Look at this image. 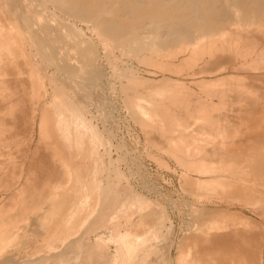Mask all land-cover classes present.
<instances>
[{"label": "bare ground", "instance_id": "6f19581e", "mask_svg": "<svg viewBox=\"0 0 264 264\" xmlns=\"http://www.w3.org/2000/svg\"><path fill=\"white\" fill-rule=\"evenodd\" d=\"M36 1L46 10L49 9L47 4L51 3L57 11L62 13L63 16L50 10L49 15L57 17L55 18L58 20L55 28L56 31L60 32L64 37L71 38L69 40L74 49L79 51V54H77L79 61L87 67L89 72L87 78L77 80L74 70L66 66L69 62L66 65H57L60 67L58 73L47 69H40L37 66L36 59H34L36 65L32 63L34 61L31 62V60L24 59V66L28 68L31 88L29 87L30 92H25L20 87V93L22 92L21 90L24 91L18 94V90L13 88V86L11 88L9 82L12 79L13 83H17L19 76L23 75L17 66V58L19 57L11 54V50L8 49L4 40L0 38V56L2 55L1 51H4L11 66L13 65L16 68L11 75L0 68L1 100L9 102L10 99L16 97L14 101L17 100L15 106L18 107V109H15L14 104L11 105L9 103V108L7 106V110H5L6 108L4 110L11 112L12 108H14L16 111L22 112L24 108V106L22 107L24 102L21 104L22 95L24 97L28 96L30 98L28 101H31L33 98L32 104L28 103L31 115L29 120L26 118V115L24 118L22 117V126L19 123L17 124L18 118L15 117L11 126L3 119L0 122V139L3 140V147L0 149V264H214L216 262V259L213 258L214 254L219 250L213 253V257L211 252V256L209 255L207 258L204 252V246L208 241L206 231L211 227V224L208 226V224L205 225L203 220L199 223L196 219L194 223L195 230H192L191 233L194 231L195 235L197 234L199 237H202L200 238L201 241L199 240L202 244L198 243V237H195L196 239L193 237L190 240V244L187 243L186 246H183L184 243L181 245L182 242L180 243L173 237L172 221L168 218L164 209H161L158 206L159 204L157 205L156 202L148 199L139 191L133 190L129 186L130 184L128 185L122 180L124 176H122V172L120 173L116 165L111 163L112 159L110 157H108V160L105 159V152L109 151L107 149L109 146L105 152L99 149L100 146L108 141L104 140V137L101 135L102 132L100 133L97 129V124L93 125L90 117L86 115L88 112H86V105L92 98L91 88L95 85L98 86L97 76L100 75L94 65L96 46L94 47L92 42L82 37L81 28H78L67 18L87 21L93 29L94 34H96L97 39L102 43V48L109 54L116 48L120 52L119 54L124 55L129 60L136 59L138 62H144V64L150 63V65H156L157 67H164L165 65H172L171 62H174L166 61L169 56H172L170 59H173V57H177L176 53H181L183 58H179V60L177 57L179 62H176L177 64L174 65L179 69L197 65L199 62L205 64L212 62L218 67L226 55L237 56L241 53L238 51L240 49H237L239 45L237 43H240L237 42L239 32L234 33L238 29H233L235 30L233 32L227 31L225 25L229 24V22L239 24V21H248V19L253 17L264 21V0ZM31 6V0H0V10L4 11L2 16L5 19L4 21L0 17L4 21L1 23L4 27L0 28L6 30V33L9 35L8 37L10 35L14 37L13 33L15 32L17 37L29 46V51H26L23 47L20 51V46V53L18 55L22 59L28 58V54L31 56V50H33L36 54H40V57L41 55L44 57L46 60L44 63L49 66L52 65L55 68L57 66L54 59L42 51V44L44 42L49 43L48 41L52 35L50 29L53 30L54 26L51 25L53 28H48L49 34L37 36L33 32L35 28H31L32 18L36 17L35 14L30 15L28 13L31 10ZM39 14L37 16H40ZM249 23H251V20ZM237 24H233L232 26H237ZM53 31L55 32V30ZM233 34H238V37ZM13 37L9 42L12 43L11 45L17 40ZM60 37L62 38V36ZM248 37L250 38L251 36ZM12 39H14L13 42H11ZM255 40L256 38L254 39L253 37V40H250V42H255ZM16 42L14 43L15 48L18 47L15 46L16 44L21 45L19 43L20 40ZM49 46L51 50H55L56 48L54 47L53 49V46H55L53 43ZM173 47H176L177 52L173 53L175 50H171ZM111 53L114 52L112 51ZM51 54L53 55L52 52ZM246 55L248 54L246 53ZM246 55L244 54V57ZM36 57L38 58V56ZM119 57L118 55L117 58L119 59ZM121 57L120 60H122ZM164 57H167V59ZM260 57L264 59V55ZM60 60L64 62L62 56ZM65 62L67 61L65 60ZM2 63L0 60V65ZM212 63L210 64L213 65ZM246 64L247 62L242 65L245 66ZM79 65L84 69V66ZM72 66L71 68H73ZM261 66L264 67V62ZM176 67L174 68L175 70L177 69ZM216 67L214 66L218 71ZM254 68L256 69V66ZM73 69L76 70V68ZM179 69H177V72ZM118 70L119 72H116V75L119 79L116 80H125L124 89L127 92L125 95L126 97L128 96L127 102L132 112L131 114L145 126L148 134L149 132L157 131L159 135L165 136L174 145V136L181 130L184 132L188 131L186 129L189 126L186 123L174 122L176 119L182 120L183 116L195 114V102L189 101L186 94H178V89L176 88L164 90L165 88L162 89L151 85L144 86L151 81L146 80L147 78L139 77L135 73L136 71H133L132 65L131 68L126 65L121 66ZM169 71L171 70L169 69ZM199 73L202 72L200 71ZM162 79L169 81L170 78ZM172 81L170 82L175 84V86L179 84ZM249 89L246 91L243 88L240 90L241 94L247 96L250 91ZM205 94L215 95L217 91H205ZM243 99L244 101H242L245 103L246 98L244 97ZM254 99L259 100L258 98ZM251 101H247L248 104ZM251 104L252 106L249 107L252 108H245L243 111L246 115L248 113L258 115L260 122L256 120L259 123H255L257 125L255 127L263 129L264 105L261 106V103L257 101H253ZM243 107L240 108L242 109ZM241 109H238L239 113L242 111ZM2 113L4 112L2 111ZM243 119L245 122L246 119ZM27 122L30 123V133L28 136L22 133V139L20 138L21 143L26 145L25 150H23L25 155H23L20 150L16 149L19 146L16 141H19V139H14L13 137L16 138L14 135L7 140L8 137L5 138L4 133L7 129L10 132L12 127L13 129L16 127L15 129L18 133ZM4 126L5 128L9 127L5 129ZM35 128H37L38 133H36L38 135V138H35L36 142H34L33 138ZM22 134H17V138ZM263 135L262 137H254L252 143L246 141L243 144L244 148L241 150V159L244 162L240 176L248 175L250 172L248 170V162L252 158L247 154L248 151H252L257 146L264 148ZM196 140L199 141L201 139L198 137ZM13 142H16L18 146L15 147ZM41 143L43 144L42 149H50L51 153L49 152V155L51 154L52 158L51 156L49 157L52 159L51 161H54L59 166V178H56L55 182L52 181L54 179L51 177L50 179L45 178L42 183L39 182L40 184L38 181L34 183L35 179L43 177V175L39 177V174L44 172H40V168L34 167L38 156L36 154L41 149L39 146ZM14 149L24 156V162L21 163V166L24 168L26 164L24 170H18L17 176H14L16 174L10 168L11 166L15 168L13 165H15L14 163L17 164L13 155V153L16 154L17 152L15 153ZM174 149L175 146L172 147V152L177 159L185 161L191 157L179 155ZM222 149L224 153H229L228 148ZM185 150H189V148L187 147ZM219 150L223 152L221 148ZM257 156L260 160L264 161V154H258ZM54 162L52 165H54ZM182 165L185 171H190L191 169L197 171L200 175L201 173L202 175L203 173L206 175V171L203 169L207 167L195 166L188 163ZM261 171L258 174L262 173L261 175L264 176ZM6 178L9 180L6 181ZM191 178H183L184 184L188 186L186 189H188L192 197L198 201L203 195L213 193L214 196V193H218L223 185L235 186L238 183L234 182L235 184H233V182L225 181L224 184L223 180L207 179L206 176L204 179H200L199 177L193 180ZM241 178L239 179L241 180ZM241 183L242 192L251 193V196L253 193L259 195L261 193L259 188H255L256 185H264L262 182L255 183L254 181L244 179ZM232 189L234 190L235 187ZM248 194L242 195L243 198ZM217 196L216 194L214 197ZM254 198L256 199V197ZM252 202L250 200L249 203L251 204ZM200 204L202 207L203 203ZM208 207L205 208L204 206L205 209ZM198 208L200 207H197L195 204L191 209L199 213V219L209 215L201 212L203 208L201 211ZM212 210L216 212L217 209L212 208ZM213 213L214 211L210 214L213 215ZM214 225V227L218 226ZM227 227L224 226L222 228L226 229ZM218 228L215 230L217 231ZM217 254L220 255L219 252ZM223 256L225 257V255ZM212 258L215 259L214 262ZM237 264L239 263L237 262Z\"/></svg>", "mask_w": 264, "mask_h": 264}, {"label": "rangeland", "instance_id": "374dc122", "mask_svg": "<svg viewBox=\"0 0 264 264\" xmlns=\"http://www.w3.org/2000/svg\"><path fill=\"white\" fill-rule=\"evenodd\" d=\"M31 1H32V6H31V10L28 11V13L30 15L31 14L36 15V17L32 18L31 28H35L33 29V32L37 36L38 35L42 36V35H45L46 33L49 34L48 28L49 29L50 27L53 28L52 26H54L53 30H55L56 32L55 33L52 29H50L52 35L48 41L50 44L53 43L55 45L53 46V49L54 47H56L55 50H51V47L49 46L50 44L44 42L42 44V51L45 54L47 53L49 57H52L54 59L56 66L60 64L66 65V63L69 62L70 65L68 63V65L66 66L67 67L69 66L68 68L74 70V74L76 75L75 78L77 80L80 78L82 79L87 78L89 71L87 70V67L79 61L77 57V54H79V51H76L74 49L73 45L71 44L69 40L71 38L64 37L60 32L56 31L55 28H56L58 20L55 18L57 17H54V16L51 17L49 15L50 10L51 12H55L56 14L63 16L62 13L60 11H57L56 8L51 3L47 4L49 8L47 9L48 10L47 11L46 9L42 8V6H40L36 0H31ZM3 13L4 11H2L1 9L0 17L4 19V17L2 16ZM37 14H39L40 16H37ZM67 19L69 21L71 20V22H73L74 25H76L78 28L80 27L81 34L83 35L82 37L92 42L94 47L96 46L95 47L96 56H94L95 58L94 65H95L97 72H99L100 75L97 76L98 86L95 85L93 88H91L92 98H91V101L88 102L86 105L87 107L86 112L88 111L86 115L90 117L93 125L97 124L96 125L97 129L100 131V133L102 132L101 135L104 137V140L106 139L105 141H108L107 143L103 144L104 146L102 145L99 147V149H101L104 152L107 149H109V151L108 150L106 151L108 154L105 152L106 154L105 159L108 160V157L112 159L111 163L116 165L120 173L122 172L121 173L123 174L122 176H124V179L122 180H124V182H126V184L128 185L130 184L129 186L133 190L137 192L139 191L140 193H142V195H145V197H147L148 199L156 202L157 205L159 204L158 206L161 209H164L165 213L168 215V218L172 221V225H173L172 231L174 234L173 237L180 243L182 242L181 245H183L184 243L185 244L183 246H186L187 243L190 244V240H192L193 237L194 238L198 237V243L201 241L200 238L202 237H199L197 234L195 235L193 233L194 231L192 232L194 234L193 235L191 231L195 230L194 223L196 219L199 223H201L203 220L205 225L208 224L209 226L211 224L210 225L211 227H209L208 231H206L208 235L207 236L208 241L205 244L206 247L204 246V250H205L204 252L206 253L205 257L207 258V256H209L211 252H212L211 255L213 257V253L216 252L217 250H219L217 252L220 253V255L218 254L216 255L217 252L214 254L213 258H215L217 262V263L214 262L215 259L212 258V261L214 262V264L215 263L216 264H230V262L231 264H237V262L239 264H264V199H263L264 198V187H263L264 185L255 186V188H259L261 193L260 195L253 193L252 194L253 197L251 196V193L250 194L245 193V192L243 193L241 190L242 187L240 186L242 184L241 182H243V179L254 181L255 183H258V182L264 183V176L261 175L262 173L260 175L258 174L260 170H262L261 172H263L264 174V161L260 160L257 156L258 154H264V148L262 147L259 148V146L254 147L252 151H248L247 154L251 156L252 158L248 162V166H249L248 170L250 172L248 175L240 176L242 165L244 162L241 159L242 157L241 150L244 148L243 144L246 141L249 143H252L254 137H258V136L262 137L263 131H264L263 127H262L263 129L261 128L259 129V127L257 128L255 127L257 126L255 125V123L258 124L260 122L258 120V115L256 114L253 115L251 113L250 114L248 113L246 115L243 111L245 110V108H249V109L252 108L249 106H252L251 103L253 101H257L261 103V106L264 105V67L261 66L264 62V59L260 57L261 55H264V21L253 17V18L248 19V21L246 20L247 22L239 21V24L233 23V22H229V24H226L225 28L227 31L233 32L237 29L240 30V31L237 30L234 32V33L239 32L238 33L239 37L237 36L238 34L236 35L233 34L234 36H237L239 39L243 37H246V38L240 39V41L238 39L237 41V42H240V43H237V45L239 44L237 49H240L238 51H240L241 53L237 56L226 55L225 58L221 60V64L218 67H216V65H214L212 62H209V64L199 62L197 64L198 66L195 64L187 68L182 67L181 69H179L174 65H176L181 58H183V55L181 53H176V56L178 57V59L180 58L179 60L177 59V57L175 58L173 57V59H170L172 58V56H169L168 59L167 57H164L165 59H167L166 60L167 62L174 61V62H171L173 66L165 65L164 67H159V66L157 67L156 65H152V64L151 66L150 63L144 64V62H140V61L138 62V60L136 59L129 60L128 58L124 57V55L119 54L120 52L116 48L112 50L115 54L111 53L112 51L110 52V54L106 53L105 50L102 48L103 47L102 43H100V41L97 39L96 34H94L93 29L91 28L90 24L87 21L84 20L85 21L84 22L83 20H80V19L72 20V18L70 19L67 18ZM250 20H251V23H249ZM4 21L1 20L0 18L1 28L4 27L1 24ZM43 23L45 24L43 25ZM233 24L234 25L237 24V26H232ZM1 28H0V38L4 40L5 44L8 46V49L11 50V52L10 51L9 52L13 54L14 56L19 57L17 58V66L19 67L23 75L21 74L19 76L17 83H13L14 81L12 79H11V82H9L11 88L13 86V88L18 90V94H21L24 90L25 92L26 91L30 92V88H31L30 83H29L30 79L28 77V68L24 66L25 65L23 61L24 59L31 60V62L34 61V59H36V62L38 64L37 66L40 69H47V70H51V71L59 73L60 67L57 66L58 68L55 67L56 68L55 69L54 66L47 65L46 63H44L46 61L44 57L42 55L40 57L39 56L40 54L39 55L36 54V52L33 50H31L32 52L31 54L33 56L32 55L29 56L28 54L27 56L28 58L25 57L22 59V57L19 56L18 54L23 48L26 51H29L30 50L29 46L27 44H24L21 41V39L17 37V34L15 32L13 33L14 37L12 35L8 37L9 35L6 33V30L5 29L2 30ZM3 32H5L4 35H3ZM60 36H62V38ZM248 36H251L250 38L252 39H250ZM12 37L14 39L16 38L17 39L16 41L18 42L20 40L19 43L21 45L16 44L15 46H18V47L15 48L14 43H17L16 41H14L13 45H11L12 43H9V42ZM253 37L254 39L256 38L255 42L254 41L250 42V40H253ZM247 38L248 40L249 39L250 40L248 41ZM14 39H12L11 42H13ZM20 46H21V49H20ZM175 48L176 47H173V49L171 50L173 51ZM175 50L173 51V53L177 52V49ZM50 51L53 53L54 56L51 54ZM55 52L58 55V57L55 54ZM97 52H99L98 55H97ZM1 53L2 55L0 56V60L3 63L0 65V68L4 71H7V73L11 75L15 71L16 68H14L13 65L11 66V64L9 63L8 57L5 55V52L1 51ZM246 53L248 55H246ZM244 54L246 55L245 57H244ZM118 55L120 57L123 56L121 57L122 60H120V57L119 59L117 58ZM36 56H38V58ZM61 56L64 62L60 60ZM57 59H58V62H57ZM65 60L67 62H65ZM245 62H247V64L245 66L242 65ZM32 63L34 64L35 61ZM210 63H212L218 69V71ZM79 64H81L82 67L84 66L83 67L84 69H82ZM124 65L130 68L132 65L133 71H136L135 73L139 77H142L145 79L147 78L146 80H149L152 82V83L150 82L149 84H145L144 86L151 85L154 87H160L162 89L165 88L164 90L166 89L172 90V88H176L178 89V94L179 93L186 94L189 101L195 102V106H194L195 111H196L195 114L183 116L182 120L176 119L174 122V123H186V125H189L188 128L186 129L188 131L184 132L181 130L180 132H178V134L174 136L175 137L174 142H173L174 145H172L170 143V140H168L165 136L159 135L157 131L156 132L153 131L151 133L149 132L148 134L145 126L141 124V122H139V120L131 114L132 112L127 102L128 96L126 97L125 95L127 94L126 90L124 89L125 80L121 78H120L121 80H116V79H119L116 75V72H119L118 68ZM71 66L73 68H76V70L71 68ZM255 66H256V69L254 68ZM175 67L179 69L178 72H177V69L176 70L174 69ZM162 68L164 69L163 71H162ZM169 69L171 71H169ZM172 70H175V71H172ZM200 71L202 73H199ZM242 75L244 76V78H242L243 77ZM232 76H235V77H232ZM162 78H166V79L170 78V79L168 81ZM201 80H204V81H201ZM170 81L177 82L180 85L178 84L175 86V84L171 83ZM19 83H23V84H19ZM20 87L21 89H24V90H21L22 91L21 93L19 91ZM243 88H245L246 91H248V88H250L249 89L250 91L247 96L245 95L243 96L241 94L240 90H242ZM211 90H216L217 94L215 95L205 94V91H211ZM244 97L247 99V100L245 99L246 101L245 103L243 102ZM14 98L16 97H13L12 99H10L9 102L5 101L7 103L6 104L5 102L1 100V95H0V100H1L0 101V108H1L0 109V114H1L0 122L3 119L7 124L9 123V125L11 126L13 124V119L18 118L17 124L19 123L20 126H22L21 125L22 117L24 118L26 115V118L29 120V117L31 115L30 110H29V107H30L29 104L33 102L32 101L33 98L31 99V101H28L30 100V98L28 96L24 97V95H22L21 104L24 102V104H22V107L24 106L22 112L19 110L17 111L15 110V109H18V107L15 106L17 100L15 99L16 101H14ZM236 98L238 99L236 100ZM254 98L256 99L258 98L259 100H255ZM250 99L251 100L253 99V100L251 101ZM247 101L248 102L251 101V102L248 104ZM9 103H11V105L14 104L13 106H15L14 107L15 109L12 108L11 112L5 111L7 110V106L9 108L10 106ZM246 103L248 104L247 107H246L247 105ZM239 106L240 107L245 106V107L241 109ZM238 109L239 110L241 109L242 111H240L239 113ZM2 111L4 113H2ZM243 118L246 119L245 122L243 121L244 120ZM256 120L259 122H256ZM7 127L5 128L4 126L5 129H7ZM253 127L255 128L251 130ZM15 128L16 127H14L13 129L12 127L11 128L12 130L10 132L7 129L9 133L5 131L4 133L5 138L8 137L7 138L8 140L11 138V136L13 137L15 135L16 138L15 137L13 138L16 140L19 139L20 142L14 140L19 144L18 146L16 142L15 143L13 142L14 146L15 147L18 146L16 149L20 150V152H22L23 155H25L24 154L25 152L23 150H25L26 145L21 143L22 141L20 140V138L22 139L23 134L25 136L29 135L30 123L27 122L24 125V128H22V130L19 131L18 133ZM245 128H247L248 130L247 129L245 130ZM36 133H37V128H35L33 132V138L35 140L34 142H36V139L38 138L37 137L38 133L37 134ZM17 134L19 135L22 134V135L17 138ZM107 137H109L110 139L108 138L107 140ZM198 137L201 140L197 141L196 138ZM14 146L12 145V147ZM39 146L41 149L36 154L38 156L35 160L34 167L37 169L40 168L41 170L39 171L40 172L44 171V172H41L42 174L39 172L41 174V175L39 174V177L42 175L43 177H40L39 179L38 178L35 179L34 183H37L36 181H38V183L39 182L42 183L43 180H45V178L50 179L51 177L52 179H54V180L52 179L51 180L55 182L56 178L57 179L59 178V172H58L59 166L54 161H53L54 165H52L53 164V162L51 161L52 156L51 154L49 155L50 149L49 148H47L46 150L42 149V146H43L42 143L39 144ZM173 146H175L174 150H176L177 154L191 156V157L185 161L181 159H177L175 157V154L172 152ZM2 147H3V140L0 139V149ZM187 147L189 148V150H185ZM215 148L217 149V152ZM220 148L222 151H223L222 148H228L229 153H224V151L221 152L219 150ZM14 151L15 153L17 152L16 154L13 153V155L15 156L14 160L15 162H17V164L14 163L15 165L13 166H15V168L10 165L11 166L10 168H12L13 172L16 174L14 176H17L18 170L19 169L24 170V168L26 167V164L24 168L21 166V163L24 162L23 160L24 156L21 155L19 151L15 149ZM109 154L110 156H108ZM49 156H51V158ZM113 160L114 162H112ZM184 163H188V164L200 166V167L201 166L207 167L203 169L206 171L205 172L206 175L204 173L203 175L202 173L200 175V173L198 174L197 171H193L191 169L190 171L186 170L187 171L186 172L182 165ZM46 176H49V177H46ZM184 176L186 177V179L191 178L193 180L199 177L200 179L201 178L204 179L206 176L207 179L214 178L216 180H223L224 184H225V181H230V183L233 182V184L238 182L240 184L238 185L237 183L238 186L237 185L234 186L232 184H231L232 186L223 185L222 188L219 189L218 193H214V196H216V194L218 195L217 197H214L212 193L208 195H203L202 198L198 201L194 199L192 195L188 192V189H186V187L188 186L187 185L185 186L184 184V180H183V178H185ZM239 176L242 177L241 180L239 179L240 178ZM8 178H6L7 179L6 181L9 180ZM41 178H44V179H41ZM40 179L41 181H39ZM233 187H235L236 190L235 189L233 190L232 189ZM244 194H248V195H245L243 198L242 195ZM254 197H256V199ZM257 198L259 199L257 200ZM249 199L251 200V202L253 201L251 204L249 203L250 202ZM193 200L194 202H192ZM200 203H203L202 207ZM195 204L197 207H200L198 208L200 211L203 208L201 211L202 213H204L205 215L209 214L210 216L209 215L204 216V218L199 219V216H200L199 213L191 209L192 207L195 206ZM204 206L205 208L209 206L208 208L209 210L211 208V210L209 211L208 208L205 209ZM212 208L217 209L216 210L217 213L215 212V210H212ZM212 211H214L213 215L210 214ZM207 220L208 222H206ZM212 224L213 225L216 224V226L218 225L219 228L218 226L214 227L215 225L213 226ZM221 226L222 227L228 226V227L225 229V228H222ZM216 228H218L219 230L217 229L216 231L215 230ZM222 229H224L225 231ZM210 241L211 243H209ZM219 247L221 248L219 249ZM207 252H209V254H207ZM221 253L225 255V257Z\"/></svg>", "mask_w": 264, "mask_h": 264}]
</instances>
